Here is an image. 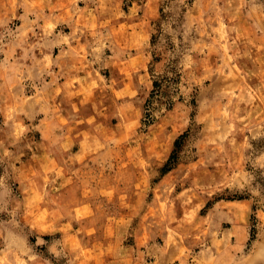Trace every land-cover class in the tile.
<instances>
[{
	"label": "rangeland",
	"instance_id": "rangeland-1",
	"mask_svg": "<svg viewBox=\"0 0 264 264\" xmlns=\"http://www.w3.org/2000/svg\"><path fill=\"white\" fill-rule=\"evenodd\" d=\"M261 41L264 0H0V264H264ZM219 120L246 178L206 201ZM220 198L253 200L243 249Z\"/></svg>",
	"mask_w": 264,
	"mask_h": 264
},
{
	"label": "crops",
	"instance_id": "crops-1",
	"mask_svg": "<svg viewBox=\"0 0 264 264\" xmlns=\"http://www.w3.org/2000/svg\"><path fill=\"white\" fill-rule=\"evenodd\" d=\"M71 8L73 9V7ZM79 15L77 16L79 17ZM68 16H69L68 17L69 21L70 18H72L71 22L73 24L77 22V20H75V14H70ZM261 42L262 44H264V41ZM136 47H140V45ZM136 60H138L139 62H137L134 69L135 71L142 72V69L146 64L147 58L139 53L138 56L136 57ZM66 80H71V78L68 77ZM230 125H232V127ZM235 128H236L235 122L229 124V122L225 120H219L217 121V123L209 122L205 126L206 136L204 142L200 144L203 153L200 155L201 156L199 159L200 161L198 163H195V166L203 164L204 167L203 168L200 167L199 169L196 168L189 169V171L190 172L194 171V174L191 172V175L194 176V182H193L194 191L199 190L197 185L198 183L196 180L197 175L203 173L204 178L208 179L203 182L204 187L206 188L205 191L203 192L204 194L202 198L206 201L219 189L238 187L239 185H242L244 178H246L245 173L243 172V169L241 167L243 154L241 153L236 154L229 152L225 156H222L221 154L218 157L215 156V151L219 150L218 146H215V144L216 143L221 144V142H223L224 139L223 137H226V139H228L230 143L234 142L233 138H235V132L232 131V129ZM210 152L212 153L210 154ZM210 159H212V163L209 162ZM252 207H253V200L247 198L246 199L220 198L213 202L210 208L211 211L209 218H207L206 220L213 221L215 216H218L219 219V225L217 227L218 229H216L217 230L216 236H213L211 238V242L213 243L214 247H218L216 245L221 246L222 244H226L225 246H227L228 241H234L236 242L237 246H239V248L243 249V246H245V244L247 243L250 235V229H251L250 219H251ZM263 208L264 206L262 205L256 206V211H255L256 216L259 219V223L261 222L262 225L264 223ZM224 223H226L225 227L221 228L220 225ZM261 236H264V234ZM225 246H223V248ZM221 248L222 247H218V251H221Z\"/></svg>",
	"mask_w": 264,
	"mask_h": 264
},
{
	"label": "trees",
	"instance_id": "trees-1",
	"mask_svg": "<svg viewBox=\"0 0 264 264\" xmlns=\"http://www.w3.org/2000/svg\"><path fill=\"white\" fill-rule=\"evenodd\" d=\"M184 135H181L179 136L175 142H174V145H175V149L177 148V146L179 145V141L183 138ZM175 153H176V150L174 151L173 155H171V157L169 158V161L167 162V164L165 165V167L162 169V174H166L168 173L169 171H171L173 168H174V165L176 163H174L173 159L176 158L175 157Z\"/></svg>",
	"mask_w": 264,
	"mask_h": 264
}]
</instances>
